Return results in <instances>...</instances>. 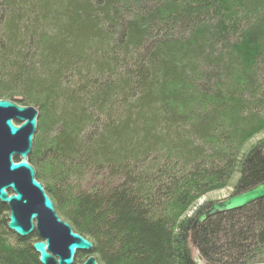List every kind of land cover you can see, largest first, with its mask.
<instances>
[{
    "label": "trees",
    "instance_id": "1",
    "mask_svg": "<svg viewBox=\"0 0 264 264\" xmlns=\"http://www.w3.org/2000/svg\"><path fill=\"white\" fill-rule=\"evenodd\" d=\"M0 99L39 110L29 162L99 264H195V246L264 263V197L209 217L196 245L213 201L189 214L264 181L247 143L264 128V0H0ZM8 216L0 202V264H41Z\"/></svg>",
    "mask_w": 264,
    "mask_h": 264
},
{
    "label": "water",
    "instance_id": "2",
    "mask_svg": "<svg viewBox=\"0 0 264 264\" xmlns=\"http://www.w3.org/2000/svg\"><path fill=\"white\" fill-rule=\"evenodd\" d=\"M39 110L0 99V202L9 208L8 229L21 238L37 233L32 247L41 264H74L79 251L92 253V241L75 232L62 219L38 181L35 167L29 162L38 128ZM18 157L19 160L15 158ZM264 197V181L256 186L214 202L199 214L191 227V242L196 245L198 229L211 216L242 208ZM195 264H206L195 246ZM81 264H99L92 254ZM264 264V263H254Z\"/></svg>",
    "mask_w": 264,
    "mask_h": 264
},
{
    "label": "rangeland",
    "instance_id": "3",
    "mask_svg": "<svg viewBox=\"0 0 264 264\" xmlns=\"http://www.w3.org/2000/svg\"><path fill=\"white\" fill-rule=\"evenodd\" d=\"M39 119V117H38ZM38 124H39V121H38ZM39 131V125H38V128H37V132L35 134V136L37 135ZM252 131V132H251ZM251 134L249 132V134L251 135H248L250 138L248 140V144H253V143H263V148H264V128H259L258 125H255L254 128L251 130ZM231 193V187H226V188H221V189H216V190H213L211 191L210 193H207L205 195H203L201 197V199L198 201V203H200V201H207V200H210V201H213V202H216V201H219V200H222L224 198H226L227 196H229ZM94 255L95 257H97L94 253H84L83 256H81V260L77 262V264H80V262H82V260H86V258L90 255Z\"/></svg>",
    "mask_w": 264,
    "mask_h": 264
},
{
    "label": "bare ground",
    "instance_id": "4",
    "mask_svg": "<svg viewBox=\"0 0 264 264\" xmlns=\"http://www.w3.org/2000/svg\"><path fill=\"white\" fill-rule=\"evenodd\" d=\"M260 183H261V182H260ZM258 184H259V183H258ZM255 186H256V185H255ZM243 192H244V191H243ZM237 194H238V193H237ZM231 195H234V194L232 193V189H231V193H230L229 196H231ZM229 196H227L226 198H228ZM226 198H224V199H226ZM224 199H222V200H224ZM219 201H221V200H219ZM203 203H204L203 200L200 201V203H198L196 206L193 207V209L189 212V214H192V213L196 210V208L199 207V206H201ZM213 203H214V202H213ZM213 203H212V204H213ZM212 204H211V205H212ZM211 205H210L208 208H206L205 210L201 211L199 214H201L202 212H204V211H206L207 209H209V208L211 207ZM199 214H198V215H199ZM198 215H197V216H198ZM197 216H196V217H197ZM196 217L194 218V220L196 219ZM207 219H208V218H207ZM207 219H206V220H207ZM194 220H193V222H194ZM206 220H205V221H206ZM192 224H193V223H192ZM202 225H203V224H202ZM202 225H201V226H202ZM191 227H192V226H191ZM34 234H37V233H34ZM32 235H33V234H32ZM29 237H30V236H29ZM74 261H75V260H74ZM82 263H83V262H82ZM80 264H81V263H80Z\"/></svg>",
    "mask_w": 264,
    "mask_h": 264
}]
</instances>
